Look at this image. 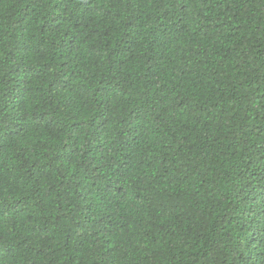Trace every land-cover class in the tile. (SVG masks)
<instances>
[{
  "label": "trees",
  "instance_id": "16d2710c",
  "mask_svg": "<svg viewBox=\"0 0 264 264\" xmlns=\"http://www.w3.org/2000/svg\"><path fill=\"white\" fill-rule=\"evenodd\" d=\"M0 264H264V0H0Z\"/></svg>",
  "mask_w": 264,
  "mask_h": 264
}]
</instances>
